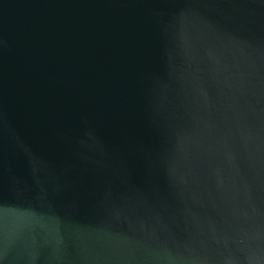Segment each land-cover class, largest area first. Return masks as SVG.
<instances>
[{
	"label": "water",
	"instance_id": "1",
	"mask_svg": "<svg viewBox=\"0 0 264 264\" xmlns=\"http://www.w3.org/2000/svg\"><path fill=\"white\" fill-rule=\"evenodd\" d=\"M100 264H264V0H173Z\"/></svg>",
	"mask_w": 264,
	"mask_h": 264
}]
</instances>
